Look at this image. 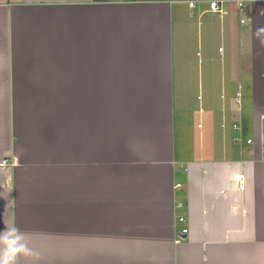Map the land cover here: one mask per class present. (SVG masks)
Masks as SVG:
<instances>
[{
  "label": "crops",
  "instance_id": "crops-1",
  "mask_svg": "<svg viewBox=\"0 0 264 264\" xmlns=\"http://www.w3.org/2000/svg\"><path fill=\"white\" fill-rule=\"evenodd\" d=\"M211 1L0 0L17 264H264V0Z\"/></svg>",
  "mask_w": 264,
  "mask_h": 264
},
{
  "label": "clouds",
  "instance_id": "clouds-1",
  "mask_svg": "<svg viewBox=\"0 0 264 264\" xmlns=\"http://www.w3.org/2000/svg\"><path fill=\"white\" fill-rule=\"evenodd\" d=\"M31 254L27 235L20 228L12 225L0 230V264H17L21 255Z\"/></svg>",
  "mask_w": 264,
  "mask_h": 264
},
{
  "label": "built area",
  "instance_id": "built-area-1",
  "mask_svg": "<svg viewBox=\"0 0 264 264\" xmlns=\"http://www.w3.org/2000/svg\"><path fill=\"white\" fill-rule=\"evenodd\" d=\"M191 4L194 6L195 3H191ZM239 4L241 6V9H243L244 3L240 2ZM210 10L213 11V12H224V8H223V5H222V2H220L218 0L211 1L210 2ZM242 21L245 22L244 19ZM238 96H240V93H238ZM239 103H240V101H239ZM263 117H264V115H263ZM233 127L236 130H241V126L238 123H235ZM239 139H240L239 137H236V138H234V141H238ZM247 143H249V144L253 143V139L252 138H248L247 139ZM4 163L6 164V161H4ZM179 186H180V184H179ZM177 206H178L179 209H183L185 204L183 202H179ZM177 221L180 224V228H179V231H178V237L176 239V242L177 243H181L186 238V236L189 233V227L187 225V216H186V214L185 213L179 214V216L177 218Z\"/></svg>",
  "mask_w": 264,
  "mask_h": 264
},
{
  "label": "rangeland",
  "instance_id": "rangeland-1",
  "mask_svg": "<svg viewBox=\"0 0 264 264\" xmlns=\"http://www.w3.org/2000/svg\"><path fill=\"white\" fill-rule=\"evenodd\" d=\"M180 212H181V211H180ZM180 212H179V213H180Z\"/></svg>",
  "mask_w": 264,
  "mask_h": 264
}]
</instances>
